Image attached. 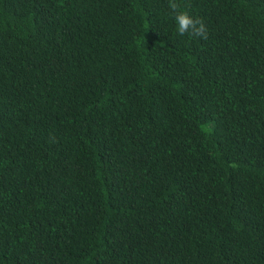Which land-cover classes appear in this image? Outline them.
Masks as SVG:
<instances>
[{
    "label": "trees",
    "instance_id": "1",
    "mask_svg": "<svg viewBox=\"0 0 264 264\" xmlns=\"http://www.w3.org/2000/svg\"><path fill=\"white\" fill-rule=\"evenodd\" d=\"M0 0V264H264V0Z\"/></svg>",
    "mask_w": 264,
    "mask_h": 264
},
{
    "label": "clouds",
    "instance_id": "2",
    "mask_svg": "<svg viewBox=\"0 0 264 264\" xmlns=\"http://www.w3.org/2000/svg\"><path fill=\"white\" fill-rule=\"evenodd\" d=\"M169 13L175 25V31L178 36L183 37L186 33L200 38L207 39L206 25L193 19L185 10H180L177 0H169Z\"/></svg>",
    "mask_w": 264,
    "mask_h": 264
}]
</instances>
